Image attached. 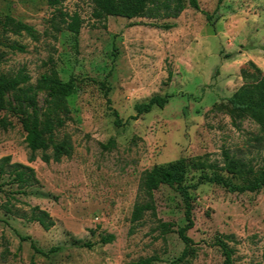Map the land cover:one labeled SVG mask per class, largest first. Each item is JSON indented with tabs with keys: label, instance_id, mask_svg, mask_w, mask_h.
I'll list each match as a JSON object with an SVG mask.
<instances>
[{
	"label": "rangeland",
	"instance_id": "obj_1",
	"mask_svg": "<svg viewBox=\"0 0 264 264\" xmlns=\"http://www.w3.org/2000/svg\"><path fill=\"white\" fill-rule=\"evenodd\" d=\"M198 3L199 9L186 6L176 18L95 19L90 1L64 0L62 9L83 21L75 36L53 29L59 18L46 0H0V18L9 6L39 34L38 40L10 35L25 51L0 45V69L23 67L34 83L54 65L61 79L73 76L79 86L67 98L69 119L56 131L59 138L67 134L73 146L59 162L46 163L39 152L29 161L20 124L0 110V118L12 122L0 125V159L29 165L37 179L18 193L7 172L0 176V264H129L151 255L159 258L154 264H168L184 244L175 231L162 235L157 225H181L182 202L162 185L154 193L156 215L147 212L141 224L132 225L141 173L180 156L206 154L222 164L224 150L255 172L264 166L258 125L250 119L234 123L226 109L244 82L241 69L252 70L248 61L264 72V0ZM203 11L212 14L210 21ZM168 23L173 26L164 28ZM155 94L168 95L164 107L135 116L134 104ZM43 97L38 94L40 105ZM110 139L113 144L104 147ZM192 195L187 234L195 254L183 264H223L215 244L220 234L233 235V264H264V188L238 193L205 183ZM34 206L49 213L48 230L28 219ZM108 234L113 240L100 242Z\"/></svg>",
	"mask_w": 264,
	"mask_h": 264
},
{
	"label": "trees",
	"instance_id": "obj_2",
	"mask_svg": "<svg viewBox=\"0 0 264 264\" xmlns=\"http://www.w3.org/2000/svg\"><path fill=\"white\" fill-rule=\"evenodd\" d=\"M63 1L46 0L48 6L53 8L54 16L59 18V23L53 22L52 27L55 31L69 30L77 36L83 21L77 12L69 13L63 10L61 6ZM88 1L93 5L92 16L95 19H104L110 15L127 19L136 17L168 19L178 17L186 6L199 9L198 0ZM7 8L0 18V45L10 51L23 52L25 46L16 39H9V36L24 34L33 40H38L39 34L32 25L16 19L10 13L9 6ZM203 13L207 21H210L212 14L206 11ZM172 26L171 23L163 25L164 28ZM3 55L4 51H0V63ZM248 64L252 70L241 69L244 82L228 97L226 109L234 123L244 119H250L256 123L260 131L257 138L262 140L264 139V72L253 61H248ZM101 85L105 86V83L101 82ZM78 89L77 80L73 76L66 80L61 79L54 65H50L41 73L34 83L30 81V76L23 67L15 72H4L0 69V110L8 111L20 124L24 132V141L30 151L29 161L36 158L37 152L40 159L46 163L51 160L59 162L63 156L71 155L73 146L70 137L64 134L59 138L56 131L69 119L70 109L67 98L77 93ZM109 89L106 87V95ZM39 93H44L41 105L38 102ZM167 101L168 95L155 94L147 101L135 103L133 107L135 116L148 113L153 107L162 108ZM112 114L114 124L121 125L118 112L112 109ZM0 125L6 128L7 125H12V122L0 118ZM113 142L110 139L108 145L104 147L107 148ZM222 155V164L210 162L206 154L180 156L158 167L145 169L140 175L136 199L129 218L132 225L141 224L147 212L152 216L156 215L154 193L162 185L173 189L182 202L183 223L181 225H177L174 221L162 220H159L157 225L162 235L175 231L184 244L181 253L168 264H183L195 254L193 241L187 234V230L193 226V190L205 183L221 185L229 192L238 193L256 192L264 188V166L255 172L253 165L244 159L226 150L222 152ZM9 160V156L0 159V176L7 172L10 184H16L18 187L15 192L24 193L27 187L37 181L34 169L19 162L9 164ZM28 219L38 222L44 230H48L53 225L49 213L38 206L32 208ZM232 237L231 234H220L215 240V244L220 247L223 255V264H233L234 249L228 242L233 239ZM113 238L112 234H108L102 236L100 242H110ZM158 259L156 255H151L141 257L129 264H154Z\"/></svg>",
	"mask_w": 264,
	"mask_h": 264
}]
</instances>
